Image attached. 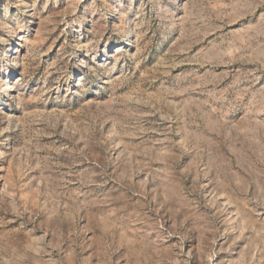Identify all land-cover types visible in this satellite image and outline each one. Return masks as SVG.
Returning <instances> with one entry per match:
<instances>
[{
    "label": "rangeland",
    "instance_id": "rangeland-1",
    "mask_svg": "<svg viewBox=\"0 0 264 264\" xmlns=\"http://www.w3.org/2000/svg\"><path fill=\"white\" fill-rule=\"evenodd\" d=\"M0 264H264V0H0Z\"/></svg>",
    "mask_w": 264,
    "mask_h": 264
},
{
    "label": "bare ground",
    "instance_id": "bare-ground-1",
    "mask_svg": "<svg viewBox=\"0 0 264 264\" xmlns=\"http://www.w3.org/2000/svg\"><path fill=\"white\" fill-rule=\"evenodd\" d=\"M210 64H212V63H210ZM201 65H202V63H201Z\"/></svg>",
    "mask_w": 264,
    "mask_h": 264
}]
</instances>
